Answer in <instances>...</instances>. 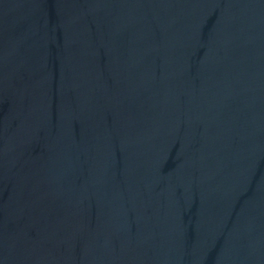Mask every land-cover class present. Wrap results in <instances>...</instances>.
I'll list each match as a JSON object with an SVG mask.
<instances>
[{
    "label": "water",
    "instance_id": "1",
    "mask_svg": "<svg viewBox=\"0 0 264 264\" xmlns=\"http://www.w3.org/2000/svg\"><path fill=\"white\" fill-rule=\"evenodd\" d=\"M0 264H264V0H0Z\"/></svg>",
    "mask_w": 264,
    "mask_h": 264
}]
</instances>
